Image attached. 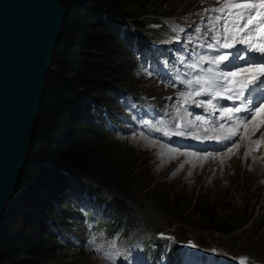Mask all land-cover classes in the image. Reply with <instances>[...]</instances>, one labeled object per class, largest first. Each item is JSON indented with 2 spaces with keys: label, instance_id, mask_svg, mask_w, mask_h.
Listing matches in <instances>:
<instances>
[{
  "label": "rangeland",
  "instance_id": "1",
  "mask_svg": "<svg viewBox=\"0 0 264 264\" xmlns=\"http://www.w3.org/2000/svg\"><path fill=\"white\" fill-rule=\"evenodd\" d=\"M150 1H158L161 15H144L134 20L156 21L157 24L150 25V30L155 32L156 38L167 40L169 37L177 48L175 54L178 61L185 63L187 69L163 75L166 64L162 56L152 65H137L133 72L132 88L138 96L162 104L160 114L151 109L152 106L138 108L130 98L122 99L120 110L124 117L123 122L117 123L114 141L131 154L133 170L139 180V200L146 206L147 222H141L130 235L123 236L116 232L108 236L107 230L100 226V219L106 220L107 211L106 216L104 213H91V220L88 215L91 209L102 212L103 207L98 208L90 203L86 209L81 203L75 204L71 206L69 216L51 225L52 229L59 228L63 232L56 236L60 240V252L66 255L68 263L73 264H140L139 258L143 254L141 243L145 236L153 247L160 245L151 237L153 234L189 240L194 249L182 252V259L188 264L195 251H204L207 262L215 261L217 264H221L223 258L237 256H246L253 264H264V131H261L264 126L261 129H258L259 124L246 126L231 145L229 139H223L222 146L227 147L216 152L205 146L187 148L169 143V137L178 136L179 140L186 139L182 141L187 142L201 139L210 146L208 143L214 136L211 133L216 128L207 127V124L215 118H211L202 108V103L197 105L194 102L196 85L190 87L186 83L200 74L190 71L192 68L189 65L193 59L188 55L182 56L178 50L183 51L184 39L190 37L198 38L201 42L198 48L194 47L192 56L199 54L209 57L207 53L214 56L219 53L222 48L207 47L209 43L215 44L211 38L215 32L209 31L212 27L209 19L216 13L205 10L220 6L223 0ZM128 6L134 9L137 5L130 3ZM181 93L184 95L181 96ZM198 99L200 102L207 101L205 94ZM93 106L97 108L99 105L95 103ZM198 116L202 119L198 120ZM221 133L220 137L227 136L225 132ZM66 136L68 138L70 134L66 132ZM258 152L260 156L252 157ZM39 163L59 168L47 159ZM35 180L39 179L27 183L28 188L21 197H12L6 204L7 214L0 219V240L2 236L26 237L30 234L28 228L35 217L44 218L45 212L60 205H48L45 183ZM33 196L40 202H33ZM174 197H183L192 204L195 200L204 203L210 217L244 214L252 216L253 222L227 236L214 230L201 229L198 225L205 223L198 222L193 216L187 218L190 224L180 223L153 206L156 198H163L168 200L169 207H173L176 205ZM58 210L65 214L61 208ZM81 216L84 217L83 222L80 221ZM138 218L143 219L144 215L139 214ZM47 224H51L50 220ZM116 224L114 222L112 230L118 227ZM118 228L120 232L124 230ZM77 235L84 242L76 240L75 246L71 237L76 239ZM217 254L221 256L220 261L216 259ZM148 257L149 263H156V255L148 254Z\"/></svg>",
  "mask_w": 264,
  "mask_h": 264
},
{
  "label": "trees",
  "instance_id": "2",
  "mask_svg": "<svg viewBox=\"0 0 264 264\" xmlns=\"http://www.w3.org/2000/svg\"><path fill=\"white\" fill-rule=\"evenodd\" d=\"M60 2L65 9L62 30L45 77V90L32 126L26 161L12 196L21 197L28 188L27 183L39 179L46 185L48 205H60L45 212L44 218L35 217L26 237L2 236L0 264H73L60 252V240L56 236L63 232L52 229L51 225L69 216L75 204L92 202L103 207L107 216L106 220L100 219V226L110 235L120 232L118 227H122L120 234L127 236L141 222H147L131 154L114 141L111 126L121 120L116 113L121 111L122 98L131 96L136 103L145 99L132 88L133 72L138 65L133 43L138 39L141 45H146L149 40L160 42L163 38H156L150 30L156 21L134 19L161 15L159 3L150 0ZM130 3H135L136 8H129ZM95 103L99 105L97 108L93 106ZM101 108L107 110L106 116ZM66 132L70 134L68 138ZM43 159L59 168L40 164ZM39 180L35 181L42 183ZM32 199L40 202L36 196ZM184 200L174 197L176 205L169 207L168 200L156 198L153 206L180 223L190 224L187 218L193 216L205 223L198 225L201 229L224 236L253 222L252 216L244 214L210 217L204 203ZM7 209L4 208L1 218L6 216ZM91 213H88L90 218ZM139 214L144 218H138ZM48 220L51 224H47ZM83 220L81 216L80 221ZM114 222L118 227L112 230ZM151 237L154 238L153 234ZM149 248L150 245L144 248L145 254L150 253ZM159 248L160 245L153 250Z\"/></svg>",
  "mask_w": 264,
  "mask_h": 264
},
{
  "label": "water",
  "instance_id": "3",
  "mask_svg": "<svg viewBox=\"0 0 264 264\" xmlns=\"http://www.w3.org/2000/svg\"><path fill=\"white\" fill-rule=\"evenodd\" d=\"M64 14L60 0H0V219L26 161Z\"/></svg>",
  "mask_w": 264,
  "mask_h": 264
},
{
  "label": "snow or ice",
  "instance_id": "4",
  "mask_svg": "<svg viewBox=\"0 0 264 264\" xmlns=\"http://www.w3.org/2000/svg\"><path fill=\"white\" fill-rule=\"evenodd\" d=\"M205 11L216 13L209 19L212 25L209 31L215 32V35L211 37L215 44L209 43L208 48L236 49L237 45H243L247 52L259 54L261 59L258 62H246L224 72L216 69H219L220 65L227 67L225 62L230 61V57L236 56L241 61H245L246 57L237 56L231 51L213 57L200 56L199 63L190 64V68L196 69L205 59L215 67H209L205 74L196 75L194 79L187 80L186 83L190 87L199 86L196 95L207 93L213 95V99L241 100L242 103L239 105L221 109V115L228 119H232L234 114L241 112L252 115L253 110L264 118V103L256 107L257 98L253 96L254 93L264 91V0H223L220 6ZM246 93L248 96L245 99ZM183 95L181 93V96ZM213 99L207 101L206 110L215 108ZM256 118V115H252L253 121ZM197 119L202 117L198 116ZM230 135L234 136L236 132L233 131ZM214 138L227 140L230 136ZM242 264H244L243 261Z\"/></svg>",
  "mask_w": 264,
  "mask_h": 264
},
{
  "label": "bare ground",
  "instance_id": "5",
  "mask_svg": "<svg viewBox=\"0 0 264 264\" xmlns=\"http://www.w3.org/2000/svg\"><path fill=\"white\" fill-rule=\"evenodd\" d=\"M230 66V65H229ZM232 67H237V66H235V65H233ZM232 67H230V69L232 68ZM205 95H206V98H210V94H207V93H205ZM198 97L200 96V95H197ZM211 99V98H210ZM210 99H208V100H210ZM207 100V101H208ZM213 104L215 105V103H214V101H213ZM258 122L257 121H249V122H246V124L243 126V128H245L246 126H253V125H256ZM264 126V125H263ZM242 128V129H243ZM262 128V127H261ZM242 129H241V131H242ZM261 131H264L263 129L261 130ZM251 138V137H250ZM264 139V138H263ZM172 144H174V143H172ZM261 149V148H260ZM264 153V152H263ZM256 157V156H260V154H259V152L258 153H254L253 155H252V157ZM10 200V199H9ZM9 200H8V202H9ZM8 202H7V204H8ZM94 225V224H93Z\"/></svg>",
  "mask_w": 264,
  "mask_h": 264
}]
</instances>
